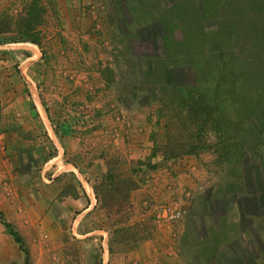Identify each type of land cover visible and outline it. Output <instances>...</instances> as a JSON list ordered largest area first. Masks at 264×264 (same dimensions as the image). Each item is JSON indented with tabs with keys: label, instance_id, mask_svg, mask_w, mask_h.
<instances>
[{
	"label": "rangeland",
	"instance_id": "rangeland-1",
	"mask_svg": "<svg viewBox=\"0 0 264 264\" xmlns=\"http://www.w3.org/2000/svg\"><path fill=\"white\" fill-rule=\"evenodd\" d=\"M27 8L41 49L0 36L15 264H264V0H0ZM163 106L194 154L166 159Z\"/></svg>",
	"mask_w": 264,
	"mask_h": 264
},
{
	"label": "trees",
	"instance_id": "trees-1",
	"mask_svg": "<svg viewBox=\"0 0 264 264\" xmlns=\"http://www.w3.org/2000/svg\"><path fill=\"white\" fill-rule=\"evenodd\" d=\"M32 14L33 10H30L29 8H27V12H25L23 15H17L18 18H14L8 14L0 13V36L9 34L14 30V32H16L14 34L17 36V41H30L31 43H34L39 49H41L39 44V37L41 36L40 30H36L37 24L35 25ZM164 108L165 106L161 108L162 116L168 117V127L165 142L166 148L164 152L166 154V159H173L178 156L194 154L195 151L191 146L192 140L189 136H187V134L191 131L188 128L189 126L187 127V125L185 123L183 124L182 122L178 123L184 118L183 113L185 112V109L181 108L180 110H173ZM174 113L178 116L177 121L173 120L172 114ZM196 128L197 127L194 126V130H196ZM177 132L179 133L175 134ZM118 210L119 213L123 210L122 203L116 201V211L118 212ZM3 226L13 237L14 241L18 243L19 238L14 232H12V229L9 227V225L4 224ZM142 240L144 239H141V241Z\"/></svg>",
	"mask_w": 264,
	"mask_h": 264
},
{
	"label": "crops",
	"instance_id": "crops-1",
	"mask_svg": "<svg viewBox=\"0 0 264 264\" xmlns=\"http://www.w3.org/2000/svg\"><path fill=\"white\" fill-rule=\"evenodd\" d=\"M184 163H183V167L185 168L184 165H191V162L192 160L191 159H188V160H183ZM182 161V162H183ZM181 162V163H182ZM191 168V167H189ZM188 169V166L185 168V170ZM189 170V169H188ZM184 172V171H182ZM185 175V173H184ZM1 229H0V264H15V258H19V256L17 255V249H16V246H15V241L13 239V237L8 234V232L6 231V229L4 228V226L0 225ZM7 233V235H4L6 234L5 232ZM4 233V234H3ZM10 238V241L8 240V238ZM10 236V237H9ZM143 248V247H142ZM141 250V248H140Z\"/></svg>",
	"mask_w": 264,
	"mask_h": 264
},
{
	"label": "built area",
	"instance_id": "built-area-1",
	"mask_svg": "<svg viewBox=\"0 0 264 264\" xmlns=\"http://www.w3.org/2000/svg\"><path fill=\"white\" fill-rule=\"evenodd\" d=\"M183 212L169 205L161 206L156 214V221H174L181 218Z\"/></svg>",
	"mask_w": 264,
	"mask_h": 264
}]
</instances>
